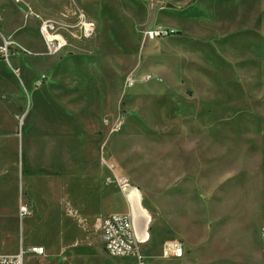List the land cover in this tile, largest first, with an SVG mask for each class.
<instances>
[{
    "label": "rangeland",
    "instance_id": "rangeland-1",
    "mask_svg": "<svg viewBox=\"0 0 264 264\" xmlns=\"http://www.w3.org/2000/svg\"><path fill=\"white\" fill-rule=\"evenodd\" d=\"M2 36L19 51L0 59V254L117 264L99 229L115 196L111 213L147 220L141 264H264V0H0ZM49 114L70 118L31 134L24 161L29 119Z\"/></svg>",
    "mask_w": 264,
    "mask_h": 264
},
{
    "label": "built area",
    "instance_id": "built-area-1",
    "mask_svg": "<svg viewBox=\"0 0 264 264\" xmlns=\"http://www.w3.org/2000/svg\"><path fill=\"white\" fill-rule=\"evenodd\" d=\"M81 29L84 37H90L95 25L92 21L86 20L81 15ZM38 32L49 54H56L66 46L65 38L58 32L57 25L50 19H41L38 25ZM162 35H167L166 31L159 28L149 30L147 37L157 39ZM9 39L2 37L0 43V59H9L16 55L19 50ZM151 76H144L140 79L137 76H130L126 79V84L132 86L137 80L149 79ZM45 76L41 77V80ZM114 181L121 188H125L127 180L121 177H115ZM18 217L24 218L30 215L31 209L27 202L20 201L18 205ZM100 233L102 245L106 253L111 257L118 259L117 264H141L140 245L145 243L147 236L141 232L136 225L135 218L131 213H112L104 216L100 222ZM177 242L170 241L165 246V252L170 251L171 256H177L180 251ZM44 249L39 246H32L26 249L19 248L16 254H0V264H23L26 254L43 255Z\"/></svg>",
    "mask_w": 264,
    "mask_h": 264
},
{
    "label": "crops",
    "instance_id": "crops-1",
    "mask_svg": "<svg viewBox=\"0 0 264 264\" xmlns=\"http://www.w3.org/2000/svg\"><path fill=\"white\" fill-rule=\"evenodd\" d=\"M4 37V36H2ZM15 56V55H14ZM63 113H64V109L62 110ZM70 118V115H42V116H32L31 119H29V122H28V125L25 127V135H24V145H25V153H24V161L27 159V152H26V149H27V138H30L31 134L35 133V134H41L43 135V133H46V134H50L52 135L51 131H49V126L50 124L53 122V121H56V120H69ZM40 123H43L44 125H46V127H48V130H41V124ZM68 136H66V140L69 141L67 139ZM52 141H50L49 143H51ZM69 143V142H68ZM84 148H87L86 145L84 146ZM91 185H94V183L92 182ZM138 196V194H137ZM114 198L115 196H110L108 198H106L105 200H101V203L100 205L103 204L104 206V209H106L108 211V214H112L111 211L114 210V205H115V201H114ZM117 198V197H116ZM132 201H134V196H132ZM114 201V203H113ZM30 207V206H29ZM133 208H134V204H133ZM129 211V208L126 207V206H122V209H120V213H126ZM110 212V213H109ZM107 212L106 214L103 213L102 214V217L103 218L104 216L108 215ZM136 222V225H137V219L135 220ZM137 228L144 233L143 229H141L140 227L137 226ZM144 244V243H143Z\"/></svg>",
    "mask_w": 264,
    "mask_h": 264
},
{
    "label": "bare ground",
    "instance_id": "bare-ground-1",
    "mask_svg": "<svg viewBox=\"0 0 264 264\" xmlns=\"http://www.w3.org/2000/svg\"><path fill=\"white\" fill-rule=\"evenodd\" d=\"M135 190V189H134ZM140 199V198H139ZM134 213L135 212H138L139 211V208H138V196H137V194H135L134 195ZM140 206V205H139ZM35 208V207H34ZM36 210V209H35ZM143 211V210H142ZM86 216V215H85ZM147 220H142L141 218H139V220H137V226L138 227H141V228H143L144 227V224H145V222H146ZM144 233H145V231H144ZM146 236V235H145ZM181 254H182V252H181V249H180V251L178 252V256H181ZM177 257V256H176Z\"/></svg>",
    "mask_w": 264,
    "mask_h": 264
}]
</instances>
